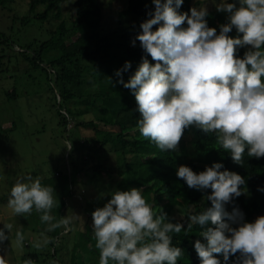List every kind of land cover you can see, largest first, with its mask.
<instances>
[{"label": "clouds", "instance_id": "clouds-1", "mask_svg": "<svg viewBox=\"0 0 264 264\" xmlns=\"http://www.w3.org/2000/svg\"><path fill=\"white\" fill-rule=\"evenodd\" d=\"M151 2L154 9L131 41L133 46L139 41L145 55L127 81L123 73L131 68L130 61L115 72L116 82L135 96L141 136L161 152H176L185 129L195 126L215 134L219 149L237 164L243 163L246 149L249 157H264V0H211L217 12L227 14L219 31L208 24L206 3L180 12L184 0ZM233 29L240 35H229ZM241 48L247 49L242 57ZM65 147L71 150V141ZM176 174L189 189H211L205 196L210 206L189 214L184 229L163 210L154 211L142 188L114 191L92 212L99 264H177L183 250L172 244L173 235L194 225L204 241L194 243L200 264H264V215L248 222L234 203L246 194L245 178L221 162L198 173L180 165ZM7 204L13 216L36 212L47 225L33 243L37 250L55 242L45 233L61 228L67 233L79 219L78 214L57 219L52 214L58 206L54 187L32 175L15 181ZM0 223V245L11 243L14 225ZM24 239L17 229L16 245L22 248ZM0 264H7L4 255Z\"/></svg>", "mask_w": 264, "mask_h": 264}, {"label": "trees", "instance_id": "trees-1", "mask_svg": "<svg viewBox=\"0 0 264 264\" xmlns=\"http://www.w3.org/2000/svg\"><path fill=\"white\" fill-rule=\"evenodd\" d=\"M13 1L0 0V6ZM28 1L29 13L20 18L22 25H26L31 20L44 22L50 16L55 24L53 29L47 31L48 36L39 42L33 55H26L24 58L32 62L34 68L45 67L49 75L53 72V81L51 82L50 77L49 80L58 97L54 108L59 125L64 130H74L79 125L92 127L95 136L85 140L83 144V146L88 144L91 150L94 149V145L103 148L109 142L118 148L114 147L113 150L116 148L115 151L119 153L117 172L121 179L110 184L104 181L103 190L110 187H113L114 191L129 190L133 187L142 188L143 195L149 204L154 201L150 192L160 191L166 200L159 203L155 211L163 210L170 218L173 208L180 203L185 213L183 220L177 221L182 222L184 229H187L189 222L187 216L198 214L206 206H210V201H207L205 196L210 194L211 189L204 192L189 189L184 181L177 177L179 165L189 166L198 173L214 162H221L224 168L245 178V185L242 188L246 189V194L234 199V203L245 213V220L252 222L254 214L261 210L264 215V191L259 190L264 189V157H249L246 149L243 163L237 164L232 161L228 151L219 149L215 134L205 133L195 126L185 129L184 132V135L193 134L190 145L187 146L180 141L176 152H161L154 143L141 136L138 130L140 113L137 111L135 96L129 89L116 82L118 77L115 76V72L123 67L125 61H130L131 68L123 73V78L127 81L141 62L142 56L145 55L139 41H136L135 46L131 41L141 31L139 25L148 18L149 10L154 9L151 0H127L126 13L139 15V17L130 20L129 26L124 30L115 29L108 33L101 31V0H70L75 14V28L72 29L66 27V22L61 17V6L69 0ZM190 1L184 0L179 11H189L192 7ZM39 5L44 6L42 12H34ZM226 16L227 14L224 15L223 12H217L216 8L210 10L207 17L209 26L216 27L219 31V25L226 22ZM5 41L8 43V39L0 38V43L4 44ZM22 52L24 54L25 50ZM244 52L245 50H239L238 55L242 57ZM44 58L47 63L43 67ZM148 58L151 61V57ZM90 86H97L96 91L88 88ZM8 95L14 96L12 92ZM76 99L87 102L86 108L90 107L96 112L94 122L97 121L104 126H115L117 131L102 130L95 126L92 120L78 123L79 121L75 118L77 114L65 107L67 101ZM91 150L87 149V152L83 153L85 155L81 158V162L87 166L91 176L98 179L101 163L94 160L89 153ZM81 162H76L71 157L69 171L65 174L62 172L56 174L57 178L62 177L59 182H52L51 179L42 181L44 185L53 186L55 193L59 195L58 206L52 211L57 219L61 217L62 209L66 206V198L75 193L74 186L77 181H72L71 169L75 174H79L84 169ZM110 198L111 194H106L104 199L107 201ZM202 204H204L203 207ZM226 208L231 211L232 204L226 205ZM208 226H212L210 222ZM91 227L86 224L84 230L80 229L77 238L71 243L72 260L82 261L79 255L83 254L82 252L94 253L98 256L97 264H99V250L95 248L94 237L89 235ZM199 233V226L194 225L191 230H182L180 234L173 235L172 244L183 250V256L179 258L177 264H200V258L194 248L197 239L204 242ZM59 234L66 235L68 232L65 233L61 228L50 232L49 235L57 240ZM50 246L53 248L49 252L53 258V264L63 263L62 259L56 261L54 243H50ZM24 256L39 259L37 253ZM218 258L223 260L222 256ZM231 259L234 260L235 257Z\"/></svg>", "mask_w": 264, "mask_h": 264}, {"label": "rangeland", "instance_id": "rangeland-1", "mask_svg": "<svg viewBox=\"0 0 264 264\" xmlns=\"http://www.w3.org/2000/svg\"><path fill=\"white\" fill-rule=\"evenodd\" d=\"M197 1L199 2L196 3ZM228 1L232 2V0ZM190 2L192 7H200L206 3L208 11L215 9L211 0ZM101 7L103 33L115 29L124 30L129 26L130 20L139 17L126 13L127 0H101ZM28 8V0H14L0 6V38L8 39V43L6 41L4 44L0 43V221L11 222L14 225L11 243L5 241L0 245V255L5 256L7 264H24L25 260L30 259L24 255L37 253L39 259H31L34 264H53V258L49 254L53 250L50 244L41 250L33 247V243L40 239L47 225L40 222L39 214L36 212L25 217L13 216L7 204L10 189L17 179L26 175L40 177L42 181L51 179L52 182H59L62 177L57 178L56 173L65 174L69 171L71 157L74 161L81 162V158L85 155L83 153L87 152V149L91 150L88 144L83 146L84 141L94 137L95 134L92 127L87 125V127L79 125L74 130H64L59 125L54 108L58 97L56 91L52 89L53 72L49 75L44 67L47 63L46 58L42 64L44 68H34L32 62L24 58L26 55H33L39 42L48 36L47 31L53 29L55 24L50 16L44 22L31 20L26 25H22L20 18L29 13ZM43 9L44 6L39 5L34 12H42ZM61 17L65 20L68 29L75 28V14L70 0L62 4ZM229 35L235 37L239 34L234 29ZM22 50H25L24 54ZM96 87L88 88L96 91ZM10 92L14 96H9ZM85 103L87 102L79 99L65 103V107L77 114L75 118L78 123L96 120V112L90 107L86 108ZM94 124L102 130L117 131L115 126H104L97 121ZM192 137V133L183 135L181 141L189 146ZM68 141H71V150L65 147ZM113 145L110 142L103 148L94 145V149L89 152L94 160L101 163L98 179L91 176V172L82 162L84 169L79 174H75L71 169V179L73 182L77 181L74 186L75 193L66 198V206L62 209L61 216L78 214L79 219L74 221L68 234H59L57 240L54 238L56 261L62 259L64 262L61 264L87 262L97 264L98 262L97 255L85 252L79 254L82 261L72 260L71 243L86 224L92 226V212L106 203L104 199L106 194L114 192L113 187L103 190V184L116 183L115 181L121 179L117 172L119 153L115 151L117 146ZM56 196L59 197L58 194ZM150 196L154 199L151 203L154 211L159 203L166 200L160 191L150 192ZM201 206L203 207L204 204ZM184 213L185 209L177 203L170 219L175 222L181 219ZM260 215H263L262 210L254 214L253 221ZM0 227H3V223H0ZM17 229L21 230L25 237L22 248L15 242ZM49 234L45 233L50 237ZM89 235L94 237L93 230H89Z\"/></svg>", "mask_w": 264, "mask_h": 264}, {"label": "built area", "instance_id": "built-area-1", "mask_svg": "<svg viewBox=\"0 0 264 264\" xmlns=\"http://www.w3.org/2000/svg\"><path fill=\"white\" fill-rule=\"evenodd\" d=\"M57 174V173H56Z\"/></svg>", "mask_w": 264, "mask_h": 264}, {"label": "crops", "instance_id": "crops-1", "mask_svg": "<svg viewBox=\"0 0 264 264\" xmlns=\"http://www.w3.org/2000/svg\"><path fill=\"white\" fill-rule=\"evenodd\" d=\"M84 230V229H83Z\"/></svg>", "mask_w": 264, "mask_h": 264}]
</instances>
